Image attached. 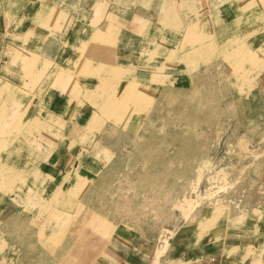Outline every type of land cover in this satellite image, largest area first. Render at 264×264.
Masks as SVG:
<instances>
[{"label": "rangeland", "instance_id": "obj_1", "mask_svg": "<svg viewBox=\"0 0 264 264\" xmlns=\"http://www.w3.org/2000/svg\"><path fill=\"white\" fill-rule=\"evenodd\" d=\"M139 4L144 12L139 69L147 72L141 80L130 76L131 72L123 73L117 59L100 61L102 52L92 46L88 27L80 25L77 36L74 34L79 45L77 67L89 62L88 57L99 58L93 61L99 78L93 88L87 82L88 91L67 103L65 120L81 112L84 103L92 104L97 112L89 111V118L112 120L117 126L113 138L118 139L107 158L95 159L100 163L98 171H75L67 189L51 198L55 202L64 198L60 207L44 198L31 207L36 216L20 210L9 219L11 211L19 207L0 206V256H8L6 264H99L98 258L115 232L138 242L152 264H214L220 259L246 264L252 260L249 253L253 249L259 253L256 264L264 263V240L261 248L251 244V250L245 251L242 243L230 242L227 235L223 239L227 228L226 234L236 227L252 229L256 238L264 234V94L252 75L264 63L259 66L253 61L258 50H248L253 48L249 44L255 32L239 29L254 27L255 19L245 15L240 21V17L217 36L211 30L206 32V26H213L211 19L200 23L185 18L184 3L177 7L168 0H142ZM95 5L99 13L109 7L108 3ZM47 15L57 17L52 11ZM31 17L40 22L41 13ZM65 17L68 26L70 17ZM106 18L115 20L116 15L100 14L92 23L104 25ZM155 20L158 27L153 31ZM109 30L111 27L103 33L107 35ZM116 43L108 47V53L142 50L141 42L133 47ZM43 70L39 74L31 71L26 90L37 86ZM67 74L59 73L56 81H69ZM116 76L127 81L118 96L117 88L107 82ZM8 92L9 87H1L0 100L8 99ZM16 106H0L1 199L23 183L24 165L31 161L34 165L43 148L50 151L56 139L52 132L61 126L47 127L50 120H27L30 113L24 120L23 105ZM54 119V124L61 122ZM42 171L30 169L32 186L39 182ZM160 176L166 181L156 183ZM30 188L27 193L36 199L32 202H39V190Z\"/></svg>", "mask_w": 264, "mask_h": 264}, {"label": "crops", "instance_id": "obj_2", "mask_svg": "<svg viewBox=\"0 0 264 264\" xmlns=\"http://www.w3.org/2000/svg\"><path fill=\"white\" fill-rule=\"evenodd\" d=\"M140 1L142 0H0V88L7 86L11 90V92H8V99L2 98L0 100V106L5 103L8 109H11L10 106L13 104L15 106L17 103L21 106L23 105L24 120L30 113V117L27 120L40 118V122L46 123L49 120L52 122V118H58L61 121L57 122V124L53 122L46 124L47 127L53 128L61 125L60 128H55V131L52 132L53 134L56 133V139H53L55 142L50 151H45L43 148L38 153L40 154L39 159L34 157L38 160L35 161L34 165L31 163L32 161L27 167L24 165L22 169L24 172L23 183L19 182L20 184L17 183L14 186L11 196L8 193L5 199L4 194H2L3 199H1L0 195V206L19 207L11 211L8 216L9 219L20 210L31 216H36V211L31 209L33 205L43 202L44 198L48 201L53 197L56 199V196H58L56 193L64 192L67 189L65 185L69 178L74 177L75 171H98L101 167L100 163L95 159L104 160L112 153V144L117 142L118 139L113 138V128L117 126L112 120H108L107 117L96 121L91 120L89 111L97 112L94 105L84 103L85 108L81 112L73 118L65 120L64 113H66L68 107L67 103L71 100H77L76 97L78 95L85 94L88 91V85L93 88L92 86L99 78L96 72V62H93L99 58L92 59L88 57L89 62H81L80 66L77 67L79 45L73 40V34L77 26L88 27L91 33L89 34V40L92 42V46L96 45L101 50L100 52L103 53L100 54V61L107 62L117 59L122 65L121 68L124 69L123 73H126V71L128 73L131 72L130 76L135 75L136 78L141 80L147 72L139 69L140 60H143L144 39L143 34H139L144 17L143 9L139 4ZM168 1L177 5L184 3V7H187V10H184L185 15L187 14L185 16L187 19H194L200 23L211 19L213 26L215 24L217 26L216 28L206 26V32L211 30L217 36L225 26L230 25L236 19L241 17V21L245 15H253L256 25L246 29L241 26L239 29L240 31H247L248 34L255 32V35L251 37L252 43L249 44L253 48L248 50H258L257 58L253 61L257 62L259 66L264 63V52L261 51L264 47V0ZM97 2H100L101 5L108 3V10L104 9L99 13L96 10L97 5H95ZM50 11L56 13L57 17L48 16L47 13ZM111 12L116 15L115 20L108 21L107 16L106 25L96 26L92 23L96 20L97 15H109ZM40 13V22L33 21L31 15L38 16ZM152 14L155 15V12L153 11ZM65 16L70 17L71 23H68V26L63 22ZM196 16L199 19H195ZM49 19L51 22H46ZM156 22L155 20L151 24L153 31L158 27ZM183 24L184 26L187 25V23ZM32 27H34V30L31 35L27 36ZM108 27H111L112 30H109L106 35L103 32H106ZM97 35L98 37L96 38ZM116 41L115 46L118 45V47H133V45L137 46L141 42L142 46L140 45V48L142 50L139 53L135 51V54H130L129 51L127 52L123 49L115 54H110L111 51L108 53V47L110 46L111 49ZM30 58H33L34 61H31ZM248 59L246 60L248 61ZM129 66H135V69L129 68ZM42 70L44 75H41L42 79L37 86L26 90L24 87L28 85L31 71L39 74ZM259 71L254 72L252 75L254 76L253 79L260 83V92L264 94V66ZM61 72H64V74L69 73L67 74L69 75V81H56V76ZM252 75H250V78ZM87 82L89 83L88 85ZM107 82H110V87L113 85L117 88V96L122 93L123 88L127 85L126 79L117 76L110 77ZM21 96L24 99L22 102L19 100L22 99ZM33 101H39V104H33ZM96 101L94 100L93 103L95 104ZM21 109L20 107L19 110ZM262 109L264 110V104ZM34 111L37 112L32 114ZM91 126H93L92 129L90 128ZM104 131L108 134L107 137L103 134ZM48 133L52 135L50 132ZM48 133L46 132L45 134L48 135ZM46 137L43 135L42 139H47ZM43 143L46 145L44 141H41L42 145ZM56 147L57 150L54 151ZM42 164H44L43 168H41ZM31 168L43 170L42 177H40L38 183H35V186H32L33 183L31 182L33 178L30 172ZM27 186L31 187V191H40L37 194L36 191L34 192L36 195L42 196L39 202H32L36 201V199L33 198L32 194L27 193L29 189ZM60 199L57 202L52 199V205L60 207L64 198ZM188 223L191 224L192 221ZM253 224H250L249 227ZM244 225H242V228ZM253 228H255L254 225ZM227 230L228 228L223 239L226 240V235L229 236L228 240L230 242L242 243L244 250L249 248L248 246H251V244L257 248L261 240H264V234L261 235L263 237H253L252 229L246 231L237 227L231 228L230 235L226 234ZM239 230L240 233H238ZM131 238L115 232L109 237V241L106 242L105 248L98 258V263L152 264L141 252L140 244L133 241V239L131 240ZM7 239L9 238L4 237L3 240ZM249 250L251 249L249 248ZM255 252V249L250 251L249 254L252 260H249L246 264H253L252 255ZM6 257L8 258V256ZM7 258L0 256V264L1 262L6 264L7 261L5 260ZM179 263L184 264L180 261ZM214 264L230 263L220 259Z\"/></svg>", "mask_w": 264, "mask_h": 264}, {"label": "bare ground", "instance_id": "obj_3", "mask_svg": "<svg viewBox=\"0 0 264 264\" xmlns=\"http://www.w3.org/2000/svg\"><path fill=\"white\" fill-rule=\"evenodd\" d=\"M181 4H182V3H181ZM181 4H180V6H181ZM173 5H174V4H173ZM177 7H179V5H178ZM175 10H176V7H175ZM173 11H174V10H171V11L169 12V14L172 15V14H173ZM177 21L182 22L181 19H178ZM78 27H79V26H77L76 29H75V33H74L75 36H77V35H76V34H77V31H79V30H78ZM80 29L83 30L82 27H80ZM74 34H73V35H74ZM78 35H79V34H78ZM75 36H74L73 38H75ZM97 37H98V35L96 36V38H97ZM75 41H76V40H75ZM101 54H102V53H101ZM98 56L100 57V53L98 54ZM30 60H31V61H34L33 58H30ZM28 62H30V61L28 60ZM63 63H64V62H63ZM23 71H24V70H23ZM0 81H1V80H0ZM242 95H243V94H242ZM141 96H144V94L141 95ZM206 103H207V102H206ZM204 104H205V102H204ZM202 106H203V105H202ZM182 108H183V107H182ZM201 108H202V107H201ZM198 109H200V108H198ZM178 110H179V109H178ZM194 112H195V111H194ZM199 112H201V110H199ZM181 114H182V113H181ZM184 114H185V113H184ZM184 114H183V115H184ZM186 114H187V113H186ZM186 114H185V115H186ZM44 117L46 118V116H44ZM39 119H40V118H39ZM54 120H55V119H54ZM51 121H52V120H51ZM57 122H58V121H57ZM51 123H52V122H51ZM25 137H26V136H25ZM188 137H189V136H188ZM54 138H55V137H54ZM186 138H187V137H186ZM193 139H194V138H193ZM185 151H186V150H184V152H185ZM187 151H188V150H187ZM184 154H185V153H184ZM160 180H161V182H162V181H166V179H165L163 176H160V177L157 178L156 183H157V181H158V183H159ZM262 245H263V240H261V242H260V245H259L260 248H261ZM256 254L258 255L259 253H256V252H255V254L252 255V256H253V264H256V262H257V260H255V259H256V258H255V257H256V256H255ZM260 256H261V254H260ZM259 261H260V259H259ZM258 263H259V262H258ZM258 263H257V264H258ZM263 264H264V263H263Z\"/></svg>", "mask_w": 264, "mask_h": 264}]
</instances>
